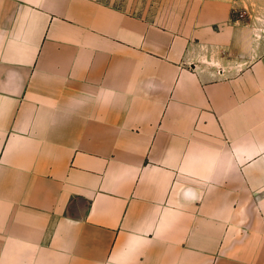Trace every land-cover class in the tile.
I'll return each mask as SVG.
<instances>
[{"label": "crops", "instance_id": "1", "mask_svg": "<svg viewBox=\"0 0 264 264\" xmlns=\"http://www.w3.org/2000/svg\"><path fill=\"white\" fill-rule=\"evenodd\" d=\"M209 4L0 0V264H264V33Z\"/></svg>", "mask_w": 264, "mask_h": 264}, {"label": "rangeland", "instance_id": "2", "mask_svg": "<svg viewBox=\"0 0 264 264\" xmlns=\"http://www.w3.org/2000/svg\"><path fill=\"white\" fill-rule=\"evenodd\" d=\"M107 5L142 17L150 22L181 31L194 25L199 10L205 3L226 5L231 9V20L240 24L260 23L264 33V0H98Z\"/></svg>", "mask_w": 264, "mask_h": 264}]
</instances>
